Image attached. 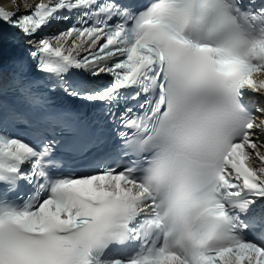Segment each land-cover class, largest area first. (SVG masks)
<instances>
[{"label":"snow or ice","instance_id":"6c2138e0","mask_svg":"<svg viewBox=\"0 0 264 264\" xmlns=\"http://www.w3.org/2000/svg\"><path fill=\"white\" fill-rule=\"evenodd\" d=\"M0 264H264V0L0 6Z\"/></svg>","mask_w":264,"mask_h":264}]
</instances>
